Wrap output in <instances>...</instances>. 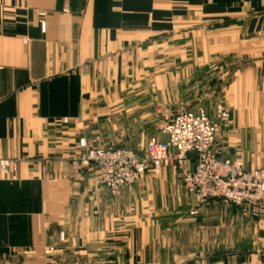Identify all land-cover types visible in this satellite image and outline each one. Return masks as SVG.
Masks as SVG:
<instances>
[{"label": "crops", "instance_id": "obj_1", "mask_svg": "<svg viewBox=\"0 0 264 264\" xmlns=\"http://www.w3.org/2000/svg\"><path fill=\"white\" fill-rule=\"evenodd\" d=\"M144 95L171 118L223 105L220 157L264 168V0H0V160L18 164L0 170V264H264V214L245 250L162 259L160 219L187 193L172 167L117 198L73 170L80 141L112 144Z\"/></svg>", "mask_w": 264, "mask_h": 264}, {"label": "built area", "instance_id": "obj_2", "mask_svg": "<svg viewBox=\"0 0 264 264\" xmlns=\"http://www.w3.org/2000/svg\"><path fill=\"white\" fill-rule=\"evenodd\" d=\"M229 118L221 104L213 115L203 108L177 114L161 130L166 139L151 138L141 153L127 148H93L83 139V151L72 157L70 164L77 172H95L97 184L113 198L119 197L122 190L141 184L147 173L172 167L179 172L184 190L197 205L221 201L247 208L259 217L264 214V168L245 170L240 162L222 159L217 150L222 123ZM192 158L196 161L194 169L188 166ZM17 166L15 161L0 160V170L7 177L14 178ZM54 251L49 248L46 255Z\"/></svg>", "mask_w": 264, "mask_h": 264}, {"label": "rangeland", "instance_id": "obj_3", "mask_svg": "<svg viewBox=\"0 0 264 264\" xmlns=\"http://www.w3.org/2000/svg\"><path fill=\"white\" fill-rule=\"evenodd\" d=\"M211 81H208V89H214L212 86L214 81ZM142 88L143 92H148L152 88L166 89V82L144 79ZM166 100L165 97H159V105L165 104ZM151 101L150 96L144 95L141 114L127 111L117 115L126 123L122 122L120 125L115 123V126L109 129L114 141L112 144L89 146L102 149L127 148L134 151L145 149L154 124L161 127L174 114L162 106H159L156 112ZM139 119L142 121L140 124ZM134 120L137 121L135 126ZM259 217L253 216L247 208L221 201L199 206L188 193L182 191L179 198H176L174 206L169 207L166 215L160 219L161 234L170 246L161 257L165 260L180 261L186 258L184 254L188 252L213 256L214 252H217V255H228L245 250L247 220H257Z\"/></svg>", "mask_w": 264, "mask_h": 264}]
</instances>
